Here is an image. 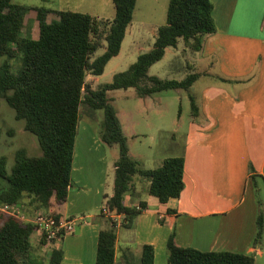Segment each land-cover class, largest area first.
I'll return each mask as SVG.
<instances>
[{
  "label": "trees",
  "instance_id": "16d2710c",
  "mask_svg": "<svg viewBox=\"0 0 264 264\" xmlns=\"http://www.w3.org/2000/svg\"><path fill=\"white\" fill-rule=\"evenodd\" d=\"M12 1L0 0V60L4 59L0 65V98L14 109L18 120L25 122V130L37 137L42 155L32 157L21 149L10 171L8 158L0 154V177L8 182L0 192V205L19 204L26 198L31 199L32 206L43 208H48L53 198L58 204L66 202L72 185L80 107L86 104L93 111L102 110L100 140L105 147L117 149L118 154L114 194L106 196L101 211L96 264H116L117 223L113 216L121 215L122 225L131 227L147 209L145 202L125 205V197L136 188V178L148 182V194L161 203L179 199L185 189V155L168 157L156 169H144L130 155L109 92L134 88L139 98H146L170 90H189L199 74L192 73L178 81L151 76L150 69L164 59L167 48H177L181 40L193 51L202 49L204 38L217 32L213 1L170 0L167 22L159 28L153 48L141 54L126 71L116 74L112 82L98 88H92L87 77L103 75L108 63L120 54L138 0H112L116 15L111 21L80 12L59 11L56 13L60 19L53 23L46 21L49 10L15 5ZM29 11H35L40 22L38 40L23 35ZM100 49L104 53L95 57ZM15 59L20 61L16 72L11 63ZM190 100L192 113L197 116L196 101L193 97ZM1 141L0 113V145ZM257 227L259 243L264 234L262 212ZM38 231L31 222L1 213L0 264L41 263L34 259L33 238ZM41 243L48 244L44 235ZM167 249L168 264H257L254 255L204 252L180 246L175 231ZM63 259L62 249L54 248L47 264H62ZM141 262L154 264L152 246H144Z\"/></svg>",
  "mask_w": 264,
  "mask_h": 264
},
{
  "label": "crops",
  "instance_id": "0c3cea01",
  "mask_svg": "<svg viewBox=\"0 0 264 264\" xmlns=\"http://www.w3.org/2000/svg\"><path fill=\"white\" fill-rule=\"evenodd\" d=\"M212 1L217 32L204 38L200 51L191 50L181 40L177 48H167L164 57L174 49L173 71L199 74L190 89L201 80L207 81L196 96H190L196 101L198 114L194 116L191 111V120L183 131L185 146L180 155H185V189L179 199L161 203L148 194L149 183L136 178V188L125 197V205L145 202L147 209L131 227H124L121 218L116 264H142L146 245L154 248V264H168L167 243L174 231L180 246L254 255L257 264H264V234L256 242L258 216L260 212L264 216L258 195L262 187L259 180L264 184V0ZM93 4V11L85 14L100 20L114 19L116 8L112 0H94ZM47 10V23L58 21L56 12L64 11ZM28 14L23 35L38 40L37 13L30 18ZM159 28L153 29L144 42L148 51L153 48ZM128 36L133 43L142 38L140 29L131 23L117 57ZM155 95L140 99L156 108ZM159 130L163 132L162 128ZM98 135L91 123L80 120L67 200L58 204L53 198L46 208L62 219L76 222L75 231L52 248L64 252L62 264H96L101 211L106 196L114 194L117 158L109 160L108 148ZM139 135L134 133L132 137ZM171 137L175 139L176 133ZM151 139L156 144L150 147L156 159L152 169H156L173 155L166 154L165 145L156 136ZM129 150L133 159L149 169L143 157L134 156L130 146ZM38 238V244L33 239L34 245H48Z\"/></svg>",
  "mask_w": 264,
  "mask_h": 264
},
{
  "label": "rangeland",
  "instance_id": "374dc122",
  "mask_svg": "<svg viewBox=\"0 0 264 264\" xmlns=\"http://www.w3.org/2000/svg\"><path fill=\"white\" fill-rule=\"evenodd\" d=\"M12 2L15 5L31 8H57L64 11H80L82 13H91L94 9V0H85L83 3H79L78 0H13ZM169 3L170 0H140L138 2L132 26L140 29L142 38L133 43L128 36L121 55L108 63L103 75L93 76L89 74L87 83L92 88H98L102 84L112 82L116 74L126 71L140 54L148 51V48H145L148 45H144V42L152 34L153 29H158L166 24ZM34 15L35 11H29L28 18ZM173 50L170 49L168 56L151 70V75H157L163 79L176 80H182L188 76L189 72L183 75V72L175 73L173 71ZM104 51V49H100L95 57L102 55ZM3 61L4 59L0 60V65ZM11 63L16 72L20 67V61L15 59L11 60ZM206 83V80H201L194 88L189 90H170L158 93L154 97L158 100L156 108L141 100L134 88L109 92L111 102L116 108L123 131L128 138L132 154L137 157H143L147 168L156 167V159L152 157L150 148L152 146L154 148L156 145L151 139L152 136H156L160 143L165 145L163 146L166 147L164 151H167L166 154L168 156H178L182 153L185 146L183 131L186 130L191 120L190 96H196ZM0 105L2 128L0 154L8 158V168L11 171L19 150L25 149L27 154L32 157L41 156L42 150L37 137L25 130V122L16 118L14 109L7 104L4 98H0ZM80 114L81 119H86L97 130L98 134L101 133L104 120V112L102 110L93 111L88 105L82 104ZM160 128L163 130L161 133L159 132ZM174 132L176 133V138L172 139L171 136ZM134 133L140 134L139 137H132ZM108 154L109 160L112 161L117 156L118 150L108 148ZM259 183L262 186L258 193L259 202L264 206V184L260 180ZM7 186L8 182L0 177V192ZM19 205L22 206L28 218H32L38 210L49 212L46 208L32 206L30 198H26ZM38 236L41 237V232L39 231L33 238L37 244L39 243ZM68 245V248H70V244ZM53 247L52 243L43 247L35 245L34 259L38 262L40 261L41 263L39 264H47V259Z\"/></svg>",
  "mask_w": 264,
  "mask_h": 264
},
{
  "label": "built area",
  "instance_id": "2783aa9c",
  "mask_svg": "<svg viewBox=\"0 0 264 264\" xmlns=\"http://www.w3.org/2000/svg\"><path fill=\"white\" fill-rule=\"evenodd\" d=\"M1 213L35 224L39 228V232H41V237L43 235L46 237L48 244L52 243L55 245L62 240L61 236L64 237L75 231V220L58 218L54 213L39 210L35 212L32 218H28L19 204L0 205ZM113 218L118 227L121 224L122 216L115 214Z\"/></svg>",
  "mask_w": 264,
  "mask_h": 264
}]
</instances>
